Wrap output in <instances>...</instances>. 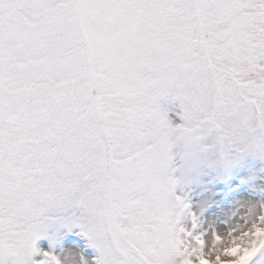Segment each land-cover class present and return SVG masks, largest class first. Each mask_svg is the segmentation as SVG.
Listing matches in <instances>:
<instances>
[{
	"label": "rangeland",
	"instance_id": "rangeland-1",
	"mask_svg": "<svg viewBox=\"0 0 264 264\" xmlns=\"http://www.w3.org/2000/svg\"><path fill=\"white\" fill-rule=\"evenodd\" d=\"M69 234L264 264V0H0V264Z\"/></svg>",
	"mask_w": 264,
	"mask_h": 264
},
{
	"label": "bare ground",
	"instance_id": "bare-ground-1",
	"mask_svg": "<svg viewBox=\"0 0 264 264\" xmlns=\"http://www.w3.org/2000/svg\"><path fill=\"white\" fill-rule=\"evenodd\" d=\"M109 214H110V211H109ZM113 238L115 240V243L120 249L127 251V248L124 245H122V243H120L115 233L113 234ZM208 243L209 241H206V244ZM48 248L49 247L47 246H42L40 248L41 253H45L46 251H48ZM131 253L136 255L137 258H139L140 260L144 261L142 257L138 255L137 253L132 252V251ZM65 255H67L69 258H65ZM94 258L95 257L92 255L88 256L87 254H84L83 248L78 246L77 244H69L68 246L64 247L63 253H61V255L58 256V259L61 264H91L90 260L92 262V259Z\"/></svg>",
	"mask_w": 264,
	"mask_h": 264
}]
</instances>
